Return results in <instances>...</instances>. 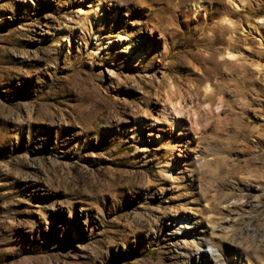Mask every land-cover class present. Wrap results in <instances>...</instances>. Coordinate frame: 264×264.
<instances>
[{
    "label": "rangeland",
    "instance_id": "obj_1",
    "mask_svg": "<svg viewBox=\"0 0 264 264\" xmlns=\"http://www.w3.org/2000/svg\"><path fill=\"white\" fill-rule=\"evenodd\" d=\"M240 1L0 0V264H264V0ZM171 82L196 115L172 137Z\"/></svg>",
    "mask_w": 264,
    "mask_h": 264
},
{
    "label": "bare ground",
    "instance_id": "obj_2",
    "mask_svg": "<svg viewBox=\"0 0 264 264\" xmlns=\"http://www.w3.org/2000/svg\"><path fill=\"white\" fill-rule=\"evenodd\" d=\"M240 2H242V0ZM230 4L232 6L231 7L232 9H234V8L236 9V8L240 7V3L238 2V0H230ZM210 10H211V7L209 5H206L204 2L199 1V2H196V3L192 4V6H188L186 8L185 7L181 8L180 12L185 16V15H187V13L189 11H192L191 13H194L195 15H197V14L201 15L202 14V16L205 17L206 13H208ZM232 23H230V25ZM221 24L223 25V20H222V22L219 23V25H221ZM226 24H228V22ZM226 24H225V26H226ZM151 25H152V23H151ZM155 26L152 25L151 27H146L145 28L147 30L146 33L150 34V37L153 34L152 31L156 30ZM247 28L249 30V27H247ZM119 38L120 39H125L123 35H119ZM233 53H232V51H226V49H225V50H221L220 56H221V58L223 56H227L229 59H233V58L236 57V56L234 57ZM137 61H139V63H142L141 58H137ZM209 82L207 81V83L203 86V90L206 93L211 92V85L209 84ZM169 85H170L169 86V95H168L169 97L167 98L168 103H166L167 105H165L161 109L160 114H161V117H162V119L164 120L165 123L168 122V123L172 124L171 127H169V129H168V136L172 137L173 129L177 130L180 127H184L186 122H195L196 115L191 110V106L190 105L188 106L189 103H188V101L186 99L185 94L180 89H177L172 82ZM166 138L167 137H164L163 139H166ZM164 164L165 165L161 168V171L165 175H167V177H168L171 174V168H170V165H168L166 163H164ZM186 174L189 177L192 176V173L189 172V171H186ZM186 226L188 227L189 225H186ZM202 252H203L202 254H204L206 256L207 255L210 256V255H214L215 254V250L212 249V248L204 249V250H202Z\"/></svg>",
    "mask_w": 264,
    "mask_h": 264
}]
</instances>
